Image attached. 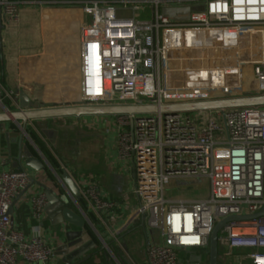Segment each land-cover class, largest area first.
<instances>
[{
    "label": "built area",
    "instance_id": "obj_1",
    "mask_svg": "<svg viewBox=\"0 0 264 264\" xmlns=\"http://www.w3.org/2000/svg\"><path fill=\"white\" fill-rule=\"evenodd\" d=\"M24 6L76 9L87 18L78 27L79 99L68 105L160 107L264 94V0H0V28L17 25ZM180 7L190 8L188 19L163 13ZM148 9L150 19L134 17ZM243 37L259 43L257 53L228 60V49L241 46ZM211 54L219 58L211 60ZM244 64L251 66V83ZM116 123L119 157L134 172L133 220L147 232L145 264H179L180 252L188 250L206 257L218 223L264 207V106L119 114ZM178 180L206 182L207 193L169 198L168 188ZM76 182L85 208L69 193L83 219L116 264H124L87 214L105 224L104 214L116 202L91 178ZM31 183L23 167L0 171V264L54 262L56 248L41 234L27 236L12 224L10 209ZM30 203L32 219L42 223L46 192L31 194ZM218 252V264L233 254L264 264V213L227 221Z\"/></svg>",
    "mask_w": 264,
    "mask_h": 264
},
{
    "label": "crops",
    "instance_id": "obj_2",
    "mask_svg": "<svg viewBox=\"0 0 264 264\" xmlns=\"http://www.w3.org/2000/svg\"><path fill=\"white\" fill-rule=\"evenodd\" d=\"M86 20V16L76 9L24 6L21 8V21L17 25L0 28V86L3 90L2 100L10 110H17L14 96L20 89L36 103L59 106L78 101L81 76L78 27ZM10 92L13 93L12 98L8 96ZM52 129L56 131V136L50 133ZM116 132V115L2 123L0 171L15 169L13 161L20 154L22 144H27L48 165L41 171L21 166L29 171L32 183L30 189L13 203V226L27 236L41 234L56 250L65 242L62 226H53L47 219L53 203L48 200L45 218L42 223H37L32 219L30 195L50 190L56 199L67 197L75 211L84 218V211L76 206L67 186L57 178L59 170L62 172L66 169L76 181L86 177L96 181L101 194L116 202V207L104 214L105 224L94 221L92 213L87 212L107 245L113 246L115 258L124 264H145L147 232L139 221L133 220L138 204L134 194V172L129 163L119 157ZM32 133L40 138L54 157L56 168L35 143ZM82 167L85 170L80 169ZM79 174L83 176L77 180ZM38 225L41 226L40 232L35 230ZM66 226L67 229L75 228ZM88 229L92 239L81 248L75 264H116L96 232L92 228ZM197 254L199 252L196 250L181 251L179 264H188L190 258L196 259ZM59 259L56 255L53 264H62ZM205 259L208 264V255ZM224 259L219 264H250L247 258L238 254ZM202 262L204 264L203 257L200 263L190 264Z\"/></svg>",
    "mask_w": 264,
    "mask_h": 264
},
{
    "label": "water",
    "instance_id": "obj_3",
    "mask_svg": "<svg viewBox=\"0 0 264 264\" xmlns=\"http://www.w3.org/2000/svg\"><path fill=\"white\" fill-rule=\"evenodd\" d=\"M190 12L189 7L180 8H164L163 13L167 16L177 18L178 13L186 14L182 19H188L187 14ZM3 90L0 86V128L2 123L14 122L19 123L28 121H37L43 119H56L64 117H81L89 115H119V114H135L142 116V114L151 113H169L177 111H200L212 109H224L245 106H264V94L258 96H244L237 98H223L214 99L210 101H199L189 103L168 104L163 106L155 105H87L83 103H75L72 105L54 106L51 104L36 103L29 99L23 90H18L17 96H14L17 110H10L8 105L2 100ZM23 131L25 128L21 127ZM33 169L35 171L45 170L48 165L46 161L33 153L27 144H22L20 147V154L14 159V168L21 166ZM57 178L64 183L73 195L76 201H80V188L68 170H63L57 173ZM48 200L53 203L52 211L47 219L53 226H62V231L65 237V242L59 245L56 250V255L59 256L62 264H75L77 255L82 251V247L91 241L90 232H87L88 225L86 221L80 216L72 206V203L67 197L62 199L54 198L50 190H46ZM13 207L10 209L12 213ZM264 213V207L260 212L250 216L231 217L228 220L218 223L210 238V248L208 253V264H218V233L220 229L229 220H240L249 217L260 216ZM66 225L75 227L74 229H67ZM108 254V253H107ZM106 254V255H107ZM196 259L190 258L191 262L200 263L201 256H195Z\"/></svg>",
    "mask_w": 264,
    "mask_h": 264
},
{
    "label": "rangeland",
    "instance_id": "obj_4",
    "mask_svg": "<svg viewBox=\"0 0 264 264\" xmlns=\"http://www.w3.org/2000/svg\"><path fill=\"white\" fill-rule=\"evenodd\" d=\"M130 16H131V14H130ZM134 17L138 18V19H150L151 18V10L148 9L143 14H135ZM243 38L244 39L241 42V46L239 44L238 48H236V49H233V48L228 49L229 50L228 55L230 56L228 60L233 61V60H231V58L237 57V54H238V56H241L242 58H244V57L248 58L249 56H252L251 54L257 53L258 48H259V43L258 42L255 43V40H251L252 37H250V39L245 38V37H243ZM259 38H256V39L259 40ZM204 40H206V39H204ZM210 41H211V43H213L212 40H210ZM193 43H195V42L193 41ZM197 43H199V41H197ZM175 54H177V53H175ZM174 57L175 56L171 55V59ZM210 58H211V60H214V58H219V55L211 54ZM242 69H243L244 77H245L246 81L248 83H251V81H252L251 66L249 64L248 65L244 64L242 66ZM50 133L53 134L52 136L57 135L56 131L53 129ZM77 134L75 136H78ZM80 169L85 170L84 167H82ZM82 176H83V174L82 175L79 174L77 177V180H79V178ZM207 190H208V184L206 182H199V181L195 182L194 180H189V181L188 180H178V182H176V181L171 182V185L168 188L167 194H168L169 198H173V199H176V198L198 199V198L204 197L207 193ZM197 255L201 256L202 254L199 253ZM203 258H204V264H207V262L205 261L206 257L203 256ZM202 264H203V262H202Z\"/></svg>",
    "mask_w": 264,
    "mask_h": 264
},
{
    "label": "trees",
    "instance_id": "obj_5",
    "mask_svg": "<svg viewBox=\"0 0 264 264\" xmlns=\"http://www.w3.org/2000/svg\"><path fill=\"white\" fill-rule=\"evenodd\" d=\"M32 137L35 141V143L40 147V149H42V151L44 152V154L47 156V158L49 159L50 163L52 164V166L54 168L57 167V162L54 159V157L49 153V151H47V149L44 146V143L40 140V138L36 135L32 133ZM59 173H61V170H59ZM79 204L85 208V202L80 199ZM89 230V229H88Z\"/></svg>",
    "mask_w": 264,
    "mask_h": 264
}]
</instances>
